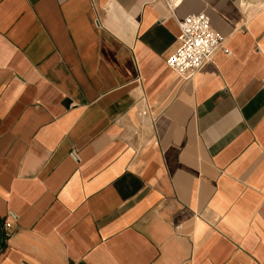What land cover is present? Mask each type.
<instances>
[{"label": "crops", "instance_id": "crops-1", "mask_svg": "<svg viewBox=\"0 0 264 264\" xmlns=\"http://www.w3.org/2000/svg\"><path fill=\"white\" fill-rule=\"evenodd\" d=\"M0 264H264V0H0Z\"/></svg>", "mask_w": 264, "mask_h": 264}, {"label": "built area", "instance_id": "built-area-1", "mask_svg": "<svg viewBox=\"0 0 264 264\" xmlns=\"http://www.w3.org/2000/svg\"><path fill=\"white\" fill-rule=\"evenodd\" d=\"M183 0H163L170 12ZM178 26L176 49L168 56L167 67L187 79L209 62L217 50L224 49V37L214 31L204 12H196L176 19Z\"/></svg>", "mask_w": 264, "mask_h": 264}]
</instances>
